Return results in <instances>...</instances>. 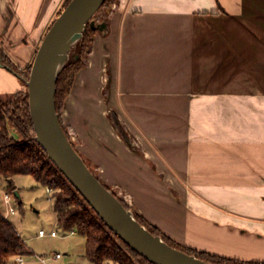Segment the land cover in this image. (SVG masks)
<instances>
[{"label": "crops", "instance_id": "crops-1", "mask_svg": "<svg viewBox=\"0 0 264 264\" xmlns=\"http://www.w3.org/2000/svg\"><path fill=\"white\" fill-rule=\"evenodd\" d=\"M65 1L0 0L20 71ZM105 23L61 115L75 150L179 245L264 262V0H117Z\"/></svg>", "mask_w": 264, "mask_h": 264}, {"label": "trees", "instance_id": "trees-1", "mask_svg": "<svg viewBox=\"0 0 264 264\" xmlns=\"http://www.w3.org/2000/svg\"><path fill=\"white\" fill-rule=\"evenodd\" d=\"M70 1H65L63 9ZM114 2L115 0H105L101 8L107 5L111 6ZM97 32V29L87 25L81 39L72 47V53L56 82L55 107L69 140L70 137L62 122L61 113L78 72L85 67L86 59L93 50ZM0 57L3 64L28 78L32 63L26 70L20 71L6 57L1 48ZM15 96L20 97L14 102L3 103L0 100V181L5 179L8 182V189L15 191L13 177L31 175L39 183L50 188L54 192L52 199L57 226L62 230H75L85 238V256L91 263L134 264L133 260L137 259V262L153 264L117 237L56 169L44 150L34 141L28 94L21 91ZM72 145L74 147L73 143ZM100 182L110 190L101 180ZM15 199L20 211L22 201L20 197L15 196ZM120 201L127 209H131L124 201ZM134 215L140 224L144 225L152 234L162 237L172 247L195 255L204 261L213 264H264V262H244L220 257L181 246L143 216L136 212ZM18 254H32V252L18 234L14 224L0 217V264H12L11 257Z\"/></svg>", "mask_w": 264, "mask_h": 264}, {"label": "water", "instance_id": "water-1", "mask_svg": "<svg viewBox=\"0 0 264 264\" xmlns=\"http://www.w3.org/2000/svg\"><path fill=\"white\" fill-rule=\"evenodd\" d=\"M104 2L71 0L44 35L29 78L16 73L27 87L34 141L103 223L136 253L153 264H213L172 247L140 224L133 211L127 209L89 169L60 123L55 107L58 76L87 25L100 31L106 27L105 22L95 25L92 20ZM0 65L9 68L1 63V57ZM14 195L19 197L17 191Z\"/></svg>", "mask_w": 264, "mask_h": 264}, {"label": "rangeland", "instance_id": "rangeland-1", "mask_svg": "<svg viewBox=\"0 0 264 264\" xmlns=\"http://www.w3.org/2000/svg\"><path fill=\"white\" fill-rule=\"evenodd\" d=\"M114 1V0H113ZM115 2L111 6H104L92 17L95 25L106 22L109 12ZM98 30V29H97ZM72 53V49L70 54ZM69 54V55H70ZM30 75V73H29ZM28 75V78H29ZM25 79H28L24 77ZM27 93V87L24 82V90ZM20 96H13L3 99V103L17 101ZM63 111V110H62ZM62 115V113H61ZM118 130L121 135L128 141L129 137L125 133L124 128L117 122ZM66 129V128H65ZM70 140L72 139L70 133L66 130ZM72 142V140H71ZM135 149V145H133ZM93 168V167H92ZM16 190L19 193L22 201V209L11 217V222L14 224L18 234L31 250L32 254H21L25 256L27 264L33 263V258L30 256L39 255L49 259V264H93L85 256V238L79 234H71L70 230H62L56 224V215L53 208V191L49 194L47 187L39 183L31 175H16L12 179ZM113 193L122 201H126L127 195L119 188H112ZM8 189V182L3 179L0 181V191ZM13 191V190H10ZM14 192V191H13ZM133 214L140 212L137 209L130 207ZM43 230L45 236L39 237L38 232ZM51 231H56V237L50 236ZM60 254V258L54 259V254ZM134 264H144L133 260Z\"/></svg>", "mask_w": 264, "mask_h": 264}, {"label": "built area", "instance_id": "built-area-1", "mask_svg": "<svg viewBox=\"0 0 264 264\" xmlns=\"http://www.w3.org/2000/svg\"><path fill=\"white\" fill-rule=\"evenodd\" d=\"M47 192L50 194L52 190L47 187ZM17 213V203L15 199V195L13 191L10 190H2L0 191V217L4 220L11 221V217L14 216ZM70 233H73L72 230H70ZM45 232L43 230H40L38 232L39 237L45 236ZM50 236L56 237L57 232L51 231ZM33 258V263L35 264H49V259L39 256V255H33L30 256ZM54 259L60 258V254L56 253L53 255ZM10 261L12 264H27L28 262L25 260V256L18 254L15 256H12Z\"/></svg>", "mask_w": 264, "mask_h": 264}]
</instances>
